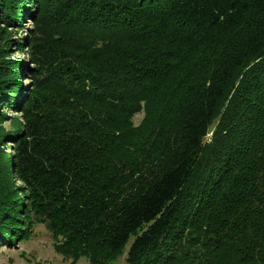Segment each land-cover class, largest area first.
<instances>
[{
    "label": "trees",
    "instance_id": "1",
    "mask_svg": "<svg viewBox=\"0 0 264 264\" xmlns=\"http://www.w3.org/2000/svg\"><path fill=\"white\" fill-rule=\"evenodd\" d=\"M39 223L71 264H264V0H0V248Z\"/></svg>",
    "mask_w": 264,
    "mask_h": 264
},
{
    "label": "rangeland",
    "instance_id": "2",
    "mask_svg": "<svg viewBox=\"0 0 264 264\" xmlns=\"http://www.w3.org/2000/svg\"><path fill=\"white\" fill-rule=\"evenodd\" d=\"M25 23H28L27 19ZM16 56L23 57L24 55L22 52H18ZM142 117L143 111L136 114L135 123H140ZM132 239L133 237H131V241ZM0 264H71V260L54 250L50 230L44 223H39L35 224L34 233L30 239L18 241L15 247L0 248ZM76 264L90 263L86 257H82ZM117 264H127L126 255L119 258Z\"/></svg>",
    "mask_w": 264,
    "mask_h": 264
}]
</instances>
